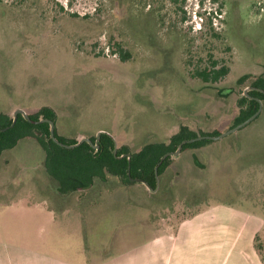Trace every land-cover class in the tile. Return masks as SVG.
Wrapping results in <instances>:
<instances>
[{"label": "rangeland", "instance_id": "rangeland-1", "mask_svg": "<svg viewBox=\"0 0 264 264\" xmlns=\"http://www.w3.org/2000/svg\"><path fill=\"white\" fill-rule=\"evenodd\" d=\"M214 61L230 73L215 84L194 76ZM259 77L264 78V0H0L3 105L31 98V114L54 108L59 126L71 134L105 129L125 145L124 137L153 140L175 120L198 132L224 133L235 125L238 102ZM241 131L249 132L241 158L234 134L171 160L178 169H191L184 178L198 183L190 197L193 208L203 201H238L264 216V111ZM35 150L20 146L18 158L35 165ZM238 165L246 173L242 169L238 176ZM112 195L103 189L80 202L72 197L53 225L39 217L30 235L38 240L54 229L53 253L59 256L76 251L77 229L107 232L109 245L115 229L144 217L142 211L117 217V210L126 209L115 208L123 203ZM92 205L98 207L89 212ZM186 206L178 201L170 208ZM17 214L0 216L1 240L21 241L12 227L23 224L9 222ZM134 232V244L140 243L142 231ZM258 245L264 255V239Z\"/></svg>", "mask_w": 264, "mask_h": 264}, {"label": "crops", "instance_id": "crops-1", "mask_svg": "<svg viewBox=\"0 0 264 264\" xmlns=\"http://www.w3.org/2000/svg\"><path fill=\"white\" fill-rule=\"evenodd\" d=\"M10 98H13L12 95ZM3 101L5 100L0 98V113L10 117H14L10 115L12 108L14 112L23 109L27 114H31L36 108L33 107L35 100L31 101V98L10 99L5 105ZM52 109L57 115L55 129L58 136L79 142L85 137L91 139L99 132H105L114 138L119 147L126 146L132 152H137L149 144L169 143L182 127L181 121L175 120L162 135L153 134V140L146 138L140 141L138 138H131V141L124 137L126 143L123 145L119 141L120 136L116 137L105 129L77 134L67 132L58 124L60 116L57 110ZM263 111L264 103L260 116ZM191 130L198 132L193 128ZM235 135L238 136L237 153L241 158L246 153L249 132L240 130ZM20 146L36 148L40 159L35 165L18 158L17 150ZM182 154L184 151L179 156ZM46 157L45 150L34 137L20 140L13 149L3 151L0 156V216L16 211L18 214L9 218V222L16 219L23 224V227H12L20 242L0 238V264H264V255L258 249V244L264 239V216L261 212L245 208L238 201H203L200 208H193L191 198L194 196L193 192L197 191L198 183L184 178L188 177L191 170L189 168L178 169L170 161L159 176L156 192H151L144 183L127 184L119 177L108 174L106 179L97 178L86 190L63 194L59 191V184L47 172ZM176 158L172 157V160ZM252 164L248 169L255 168L257 163L253 161ZM242 169L246 173V168L238 165V176L242 175ZM103 189L112 193V196L120 197L119 202L123 204L115 205V208L126 210H117V217H129V213L132 217H137V211L144 214L141 221L132 226L127 225L125 229L122 228L123 231L115 229L109 245V237L105 235L107 232L100 229L83 232L77 229L79 246L76 251L72 249V255L66 256V253L65 256H59L53 253L57 237L54 229L52 235L48 233L46 238L42 236L36 240L30 235V230L35 229V226H31L38 223L39 217H44L47 223L53 225L57 219V211L64 209L70 198H77V202H80L82 198H89ZM139 194L141 195L138 196ZM178 201L186 203L187 208L171 210V205ZM135 206L142 209L134 210ZM97 207L98 205H92L89 212ZM134 230L142 231L143 240L140 243L137 241L134 244L133 235L137 233ZM62 249L66 252L68 247Z\"/></svg>", "mask_w": 264, "mask_h": 264}, {"label": "trees", "instance_id": "trees-1", "mask_svg": "<svg viewBox=\"0 0 264 264\" xmlns=\"http://www.w3.org/2000/svg\"><path fill=\"white\" fill-rule=\"evenodd\" d=\"M203 14V13H202ZM219 62L214 61L210 69L196 71L194 76L201 79L205 83L215 84L230 73V68L222 65L218 67ZM245 76L238 80L242 83ZM251 88L264 90V78H257ZM257 89L248 91V96L244 93L239 100L240 109L239 117L235 126L246 121L254 115L260 108V101L264 103V93ZM224 91L222 96L232 92ZM33 121L39 122L46 119L56 123L57 115L51 107H43L36 114H29ZM14 117L0 113V130L8 128L6 131H0V156L3 151L13 149L17 143L26 138L34 137L46 152V169L48 174L59 184V191L63 194L86 190L90 188L94 181L106 179L108 174L119 177L124 183H134L133 179H140L147 183L152 189L157 188V178L155 169L158 167V174L169 165L172 157L166 158L161 165L164 155L175 152L183 141L197 138L199 136L212 135L218 136V131L212 133L195 132L186 126H182L180 131L175 134L169 143H154L143 147L137 152H132L127 147H118L117 154H114L116 142L109 134H102L99 141V149L93 148L89 143L84 142L79 146L68 149L61 147L51 138V126L49 123H31L27 121L23 115H18L16 124H13ZM55 134L58 140L67 145H75L76 140H67L58 136L56 129ZM93 143H96L97 136L91 137ZM211 140L196 141L194 143H186L183 151L189 148H196ZM131 154V161L123 155ZM129 166L131 167V176H129ZM260 251V245L258 246Z\"/></svg>", "mask_w": 264, "mask_h": 264}, {"label": "water", "instance_id": "water-1", "mask_svg": "<svg viewBox=\"0 0 264 264\" xmlns=\"http://www.w3.org/2000/svg\"><path fill=\"white\" fill-rule=\"evenodd\" d=\"M252 89H257V88H251L249 87L248 91L249 90H252ZM259 90L260 92L264 93V90L262 89H257ZM248 91L245 92V94L248 96ZM262 110H263V102L260 101V108L259 110L254 114L252 115L250 118H248L246 121L238 124L237 126L235 127H232L231 129H229L228 131L224 132V133H221L220 135L218 136H212V135H205V136H199L197 138H194V139H190V140H187V141H183L178 149L175 151V152H170V153H167L166 155L163 156L161 162L159 163V165L162 164V162L168 158V157H178L181 153H182V150H183V146L186 144V143H194L196 141H202V140H211V141H221L222 139H224L225 137H228L230 135H233L235 133H237L238 131H240L241 129H243L244 127H246L247 125H249L251 122H253L254 120H256L260 114L262 113ZM18 115H23L24 118L31 122V123H41V122H46V123H49L50 126H51V138L52 140L57 143L58 145H60L61 147H65V148H68V149H72V148H75L77 146H79L80 144L84 143V142H87L89 143L93 148L95 149H99V141L101 139V135L102 134H105V132H99L97 134V140H96V143H93L92 140L90 138H83L81 139L77 144L75 145H67V144H64L62 142H60L58 140V138L56 137V134H55V122L51 121V120H46V119H43V120H40L39 122H36V121H33L29 114H27L23 109H18L14 112V121H13V124L11 125V127H13L15 124H16V121H17V118H18ZM8 128L6 129H2L0 131H6ZM117 150H118V145L116 143L115 145V150H114V154L116 155L117 154ZM128 157L129 159V162L131 161V154H126V155H123L122 157ZM131 167L129 166V176H131V171H130ZM155 174H156V178H157V188L156 189H152L147 183L143 182L142 180L140 179H133L131 178L132 181H135V182H139V183H144L145 185H147V187L150 189V191L152 192H156L158 190V185H159V174H158V167H156L155 169Z\"/></svg>", "mask_w": 264, "mask_h": 264}]
</instances>
